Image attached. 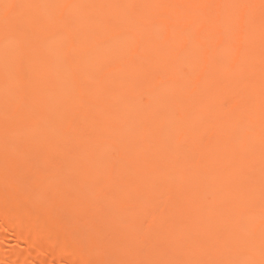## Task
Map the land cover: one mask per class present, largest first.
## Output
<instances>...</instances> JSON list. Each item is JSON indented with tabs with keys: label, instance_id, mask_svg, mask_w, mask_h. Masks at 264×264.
I'll list each match as a JSON object with an SVG mask.
<instances>
[{
	"label": "bare ground",
	"instance_id": "6f19581e",
	"mask_svg": "<svg viewBox=\"0 0 264 264\" xmlns=\"http://www.w3.org/2000/svg\"><path fill=\"white\" fill-rule=\"evenodd\" d=\"M37 254L264 264V0H0V264Z\"/></svg>",
	"mask_w": 264,
	"mask_h": 264
},
{
	"label": "rangeland",
	"instance_id": "374dc122",
	"mask_svg": "<svg viewBox=\"0 0 264 264\" xmlns=\"http://www.w3.org/2000/svg\"><path fill=\"white\" fill-rule=\"evenodd\" d=\"M198 113L195 112L194 116ZM13 249L16 250H23L21 246L16 245L11 239H6L5 243L2 245L1 254L6 256L8 255ZM31 260L27 264H42L41 263V254L36 256H31Z\"/></svg>",
	"mask_w": 264,
	"mask_h": 264
}]
</instances>
